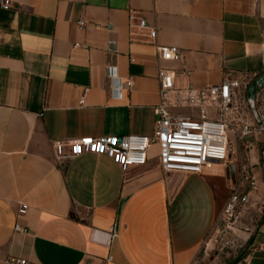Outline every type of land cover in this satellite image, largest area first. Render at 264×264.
Here are the masks:
<instances>
[{"label":"crops","instance_id":"obj_1","mask_svg":"<svg viewBox=\"0 0 264 264\" xmlns=\"http://www.w3.org/2000/svg\"><path fill=\"white\" fill-rule=\"evenodd\" d=\"M2 1L0 264L10 256L40 264H196L239 170L226 163L202 174L166 173L158 144L145 166L127 171L95 153L61 164L54 145L152 136L162 68L177 72L176 87L196 89L219 85L232 71L241 102L264 76V0H11L10 8ZM132 12L158 29L155 42L130 23ZM159 45L178 47L180 59H161ZM256 109L264 114V87ZM251 114L244 107L241 117ZM245 141L264 194V152L255 151L264 135ZM248 244L238 264H264V219Z\"/></svg>","mask_w":264,"mask_h":264},{"label":"built area","instance_id":"obj_2","mask_svg":"<svg viewBox=\"0 0 264 264\" xmlns=\"http://www.w3.org/2000/svg\"><path fill=\"white\" fill-rule=\"evenodd\" d=\"M2 7H12L11 0H3ZM138 22V27L147 31L151 42L158 37V29L151 26L136 12L130 15V23ZM83 24V23H82ZM0 35V39H1ZM160 58L166 61H176L181 57L178 47L159 45ZM264 60V45H263ZM177 72L162 68L159 73L160 104L156 107V127L152 136L146 135H106L101 137H79L61 140L55 143L56 158L61 164H66L76 157L87 154H104L112 158L123 171L130 168L143 167L148 163V152L153 144L160 147V164L166 173L180 172L185 174H202L212 170L217 164H226L232 154L230 134H233L245 150L251 149L246 143L250 135H264V114L254 113L249 101L248 92L241 102L236 100V91L240 83L228 71L223 82L201 89L193 87H176ZM260 79L258 75L254 80ZM122 80L115 78L117 95L120 94ZM132 81L126 82L128 87ZM249 90V89H248ZM85 101V95L81 104ZM251 109V119L241 117L242 110ZM190 109L189 114H183L181 109ZM217 108L218 113L212 116L211 109ZM259 118V122L255 120ZM259 182L251 167L241 164L238 175L230 183V196L222 212L226 219H232L243 206L250 202L251 194L258 190ZM28 207L21 205L19 215L27 213ZM17 231H24L16 226ZM111 234L109 242L114 238ZM5 264H40L26 258L10 256Z\"/></svg>","mask_w":264,"mask_h":264},{"label":"rangeland","instance_id":"obj_3","mask_svg":"<svg viewBox=\"0 0 264 264\" xmlns=\"http://www.w3.org/2000/svg\"><path fill=\"white\" fill-rule=\"evenodd\" d=\"M256 121H260L255 117ZM232 142V154L226 164L229 169H240L241 164L249 165L253 162L251 150H245L243 144H239L237 138L230 134ZM259 156L264 152V144L257 145ZM259 151V152H258ZM251 153V154H250ZM252 158V162L248 160ZM255 161V160H254ZM262 166V158L260 160ZM264 219V194L258 190L251 194L250 202L239 209L232 219H226L219 215L216 225L203 245L196 264H234L243 259L249 249L250 236L259 229Z\"/></svg>","mask_w":264,"mask_h":264},{"label":"water","instance_id":"obj_4","mask_svg":"<svg viewBox=\"0 0 264 264\" xmlns=\"http://www.w3.org/2000/svg\"><path fill=\"white\" fill-rule=\"evenodd\" d=\"M264 87V76L256 81H254L251 86L249 87L248 90V101L249 104L252 108V110L254 111V113H256V96H257V92Z\"/></svg>","mask_w":264,"mask_h":264},{"label":"trees","instance_id":"obj_5","mask_svg":"<svg viewBox=\"0 0 264 264\" xmlns=\"http://www.w3.org/2000/svg\"><path fill=\"white\" fill-rule=\"evenodd\" d=\"M234 264H238V263L236 262V263H234Z\"/></svg>","mask_w":264,"mask_h":264}]
</instances>
